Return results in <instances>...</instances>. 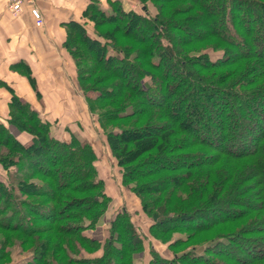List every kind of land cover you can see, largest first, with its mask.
Masks as SVG:
<instances>
[{"label": "trees", "instance_id": "trees-1", "mask_svg": "<svg viewBox=\"0 0 264 264\" xmlns=\"http://www.w3.org/2000/svg\"><path fill=\"white\" fill-rule=\"evenodd\" d=\"M137 1L89 0L63 46L150 241L126 206L103 240L86 233L112 200L97 149L6 82L0 264L12 248L15 264H264V0Z\"/></svg>", "mask_w": 264, "mask_h": 264}, {"label": "crops", "instance_id": "crops-1", "mask_svg": "<svg viewBox=\"0 0 264 264\" xmlns=\"http://www.w3.org/2000/svg\"><path fill=\"white\" fill-rule=\"evenodd\" d=\"M3 1L6 0H0V120H4L8 113L7 102L11 94L3 84L7 82L16 94L39 109L43 119L53 122L54 133L61 139L69 140L73 134L88 140L97 149L100 172L106 181V191L112 197L111 207L99 219L97 225H105L106 219L111 214H116L118 206H126L134 217H137L139 201L136 195L129 186L122 184L120 167L106 145L103 153H100L102 150L98 144L104 139L100 138L98 132L94 131V134L90 131L92 115L78 85L75 65L63 46L66 39L63 22L84 20L82 13L89 0H37L36 6L44 20L42 26L36 24L28 9L15 17L5 13ZM100 4L106 7L108 5L107 0H100ZM87 28H92V22L89 21ZM19 61L30 65L41 94L40 98L26 76L13 67ZM150 224L151 222L148 226ZM96 235L102 240L105 237L101 227ZM12 251V261L8 264H15L27 256L19 253L16 248H12ZM102 251L101 249L86 255L96 257L100 256ZM136 260L139 264V261H145L146 257L140 253Z\"/></svg>", "mask_w": 264, "mask_h": 264}, {"label": "rangeland", "instance_id": "rangeland-1", "mask_svg": "<svg viewBox=\"0 0 264 264\" xmlns=\"http://www.w3.org/2000/svg\"><path fill=\"white\" fill-rule=\"evenodd\" d=\"M122 1V3L124 4V6H126V8H128V9H132V8H134V9H137V10H140V11H142L143 10V8H142V5L140 4V2H138L137 0H121ZM4 3H3V8L5 9V13H8L10 16H12V17H15L12 13H11V11H10V9H8V6H7V4H6V1H3ZM148 5H149V7H148V10H149V12H152V13H154L155 12V8H154V6L153 5H151L149 2H148ZM8 10H7V9ZM95 116L94 115H92L91 116V121H93L92 122V126H91V132L92 133H94V131L95 132H99L98 131V129H99V125H98V122H97V120H95ZM100 130V129H99ZM95 134V133H94ZM104 141H99V144H98V146H99V149L100 150H102V152H100V153H103V150H105L104 148H106V147H104ZM101 155V154H100ZM4 171L2 170V169H0V176H4ZM111 204H112V202L110 201L109 202V207H111ZM109 207H108V209H109ZM115 208V207H114ZM117 208H120V206H118ZM107 209V210H108ZM114 211H115V209H114ZM106 213V212H105ZM115 217V214H114V216H112V214L109 216V218H107L106 220V224L105 225H103V226H99V225H96V228H94V229H91V231L88 229V230H86V233H88L89 235H91V236H93V237H98V235H96V233L100 230V227L102 228V231H103V234H104V230H105V228L109 225V222L113 219ZM133 219H135L136 220V224L137 225H139L140 226V228H141V232L144 234V237H145V239H146V242L148 243L149 241H150V239H149V237H148V233H147V230H148V224H149V222H151V220L149 219V218H147L146 217V215H144L143 213H141V212H139L138 213V215H137V217H133ZM2 235H0V242H1V240H2V237H1ZM175 236H177V234H175ZM99 238V237H98ZM100 239H101V237H100ZM154 244V247H156V249L161 253V254H163V255H167L168 254V252L166 251V249L164 248V247H162L161 245H160V243L158 244V243H153ZM138 256H140V254L138 255ZM138 256H136V258H138ZM140 258V257H139Z\"/></svg>", "mask_w": 264, "mask_h": 264}, {"label": "built area", "instance_id": "built-area-1", "mask_svg": "<svg viewBox=\"0 0 264 264\" xmlns=\"http://www.w3.org/2000/svg\"><path fill=\"white\" fill-rule=\"evenodd\" d=\"M36 2L37 0H6L8 9L14 16H18V14L23 12V8L27 7L30 9L36 24L42 26L44 25V20L41 11L36 6Z\"/></svg>", "mask_w": 264, "mask_h": 264}]
</instances>
